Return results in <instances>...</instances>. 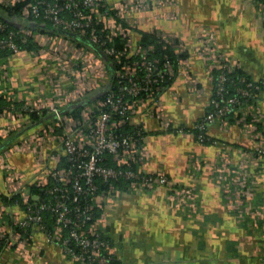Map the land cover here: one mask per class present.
I'll list each match as a JSON object with an SVG mask.
<instances>
[{"label":"crops","instance_id":"obj_1","mask_svg":"<svg viewBox=\"0 0 264 264\" xmlns=\"http://www.w3.org/2000/svg\"><path fill=\"white\" fill-rule=\"evenodd\" d=\"M137 17L136 40L140 33L156 29L175 35L190 54L185 60L188 69L177 68L168 87L129 119L144 131L143 159L136 169L145 174L162 171L174 188L154 186L140 192L121 188L103 200L98 215L104 214L103 228L113 244L116 264H264V232L253 221L255 208L264 209V156L257 163L249 157L255 148L253 135L235 120L224 129L210 125L208 146L192 133L178 131L191 129L204 115L215 89L197 51L203 35H214L221 52L241 63L256 81L264 80L263 2L165 0ZM32 38L37 50L0 62V97L11 105V110L0 112V243H4L0 264H80L36 224L27 235L2 238L12 224L9 213L25 217L24 205L40 197L36 189L51 183L47 169L60 167L64 155L62 132L50 128V119L35 121L29 111L43 115L54 103L67 108L82 101L78 117L66 115L73 123L83 122L90 116L89 106L112 83L107 62L94 51L59 34L36 32ZM257 104L264 114V90L259 91ZM217 163L231 168L244 165L248 172V201L240 195L232 201L243 209L242 218L211 178ZM182 187H193L194 205L174 204L173 189ZM14 195L21 202L10 204Z\"/></svg>","mask_w":264,"mask_h":264},{"label":"built area","instance_id":"obj_2","mask_svg":"<svg viewBox=\"0 0 264 264\" xmlns=\"http://www.w3.org/2000/svg\"><path fill=\"white\" fill-rule=\"evenodd\" d=\"M19 1L22 0H0V4L8 6ZM164 2L165 0H121L118 2L35 0L23 8L24 19L31 18L33 22L40 19L42 23H51V27L56 30L79 34L102 48V52L115 55L118 59L128 52L141 54L142 60L116 70V76L120 78L118 91L108 88L103 98L97 99L89 106L90 116L85 121L76 120L73 123L66 114L62 113L60 104L54 103L50 106L55 121L49 126L52 130L56 127L64 128L59 138L64 156L72 166L47 169L48 177L54 185L46 182L43 184L45 196H40L32 202L27 201L25 217L21 218L16 213H9L12 224L2 238L6 234L11 237L22 235L16 230V226L27 231L36 224L40 229L47 231L48 240L56 242L70 260L80 264H116L113 244L105 235L103 228L104 214L98 215L104 209L103 200L117 195L121 190L112 181L126 179L130 190L134 192L154 186L174 188L171 179L162 171L145 174L134 168V164L143 159L144 147L141 140H143L144 131L142 128L139 127L140 129L127 136L114 132L137 114L139 107L148 99L159 96L157 92L165 89L163 80L167 76H172L177 68L188 67L185 61L187 58H179L177 67L171 59H168L163 68L158 70V58L146 59L147 52L153 49V46L143 47L134 37L139 23L137 14ZM4 28L5 25L0 23V31ZM99 30L104 32V36ZM35 33L28 28L11 30L7 37L0 39V48H12L15 54L20 53L23 50L19 48L16 39L26 41L28 35L32 36ZM148 33L163 40V48L170 45L178 51L185 50L183 41L173 34L156 29ZM119 36L126 39L122 52L111 45L113 39ZM216 39L214 35H203L197 49L211 72L215 89L201 121L194 127L203 131L196 139L201 145L208 146L204 131L210 125L217 124L224 129L230 124L231 119L240 121L244 132L253 135L255 148L251 154L249 153V157L257 163L264 156V125L262 128L258 127V124L264 123V114L257 104L256 91L264 89V80L258 84L255 79L251 81L244 76L240 78L242 83L247 82L245 85L238 86L237 89L244 100L249 101L248 104L244 105L242 97L239 96H231L225 100L224 93L226 82L230 78L229 74L236 69L244 68L237 60L220 51ZM140 69H144L142 76L138 74ZM95 111L97 114L93 115ZM178 131L195 135L183 127ZM106 155H110L114 165L102 162ZM215 171L220 175L218 180L228 189L226 193L234 196L236 194L234 190L239 188L242 192L240 196L245 200L249 199V188L245 183L248 172L244 165L231 168L217 163ZM251 174L256 176L257 171ZM99 180L109 188L100 191ZM173 192L176 206L194 205L197 194L193 191V187L173 189ZM86 199H88L87 202ZM44 213H49L54 219L52 231H49L46 226ZM253 213H256L253 220L255 225L264 232V209L255 208ZM239 217L242 218L243 214L241 213ZM18 247L23 252L27 251L24 246L18 245Z\"/></svg>","mask_w":264,"mask_h":264},{"label":"trees","instance_id":"obj_3","mask_svg":"<svg viewBox=\"0 0 264 264\" xmlns=\"http://www.w3.org/2000/svg\"><path fill=\"white\" fill-rule=\"evenodd\" d=\"M258 1L264 2V0H258ZM31 2H35V0H22V1L16 2L13 5H8V6L0 4V23H3L5 25L4 30L0 31V39L7 37L11 30L17 31L20 28H28V29H31L33 32H46V33L59 34L62 36H66L69 39H71L72 41H74L77 45L84 46V47L94 51L95 53H97L100 57H102L107 62L109 69L111 71V76H112V83H111V86L109 88L113 89L115 91H118L119 86H120V78H118L116 76V70L122 68L124 65L133 63L135 61H141L142 60L141 54L136 55V54H131V53L127 52V53L123 54L120 57V59H118V58H116L115 55L106 54L105 52L100 53L102 48H99L95 43L88 42L84 37H82L79 34H72L70 36L67 34L60 33L58 30L52 29V27H51L52 25L49 22L45 23L47 25V27H45V28L39 27L40 23L43 22L42 20L38 19L36 22H33L31 18L24 19V17H23V11H22L23 8L28 3H31ZM35 23H38V24L35 25ZM135 31H137V29H135ZM100 33L102 34V36H104V32L100 31ZM140 34H141L140 37H138V43L139 44H141L143 47H147V46H151V45L153 46V49H150L147 52L146 59L153 60L154 58H158L159 59L158 70L163 68L165 61L168 59H171L172 62L174 63V65L177 67L179 58H188L189 57L190 53L186 50L185 51H178L176 48H173L170 45H167V48H163V43H164L163 40L156 37L155 35H152L148 32L140 33ZM16 40H17V44H18L19 48L22 49L23 51H34V50H37L39 48V45L37 44V42H35L33 40L32 36L28 35L26 41H20V39H16ZM177 41H178V39H177ZM125 43H126V39L123 38L122 36H119V37H115L113 39V41L111 42V45L114 46L118 51L122 52L125 48ZM14 54H15V52L13 51L12 48H0V62L6 61L7 59H9ZM102 54L104 55V57ZM138 74L142 76L144 74V69L138 70ZM216 74H218V71H216ZM229 76H230V78L226 82V91L224 93L225 100L231 96L242 97L241 93L238 91L237 87L240 85H245L247 81H243V83H242V81L240 79L241 77L244 76L248 80H251V81L254 80V77L251 74L247 73L246 71H244L242 69H236L234 72L230 73ZM164 80H163V85L165 86L164 88H166L169 85L170 76H167ZM262 81L263 80H259L258 84H260V82H262ZM163 90L164 89L158 91L157 95H160V93ZM260 90H262V89H260ZM260 90L256 91L257 96H258V93ZM104 95H105V93L100 95V97L98 99L103 98ZM242 99L244 101L243 102L244 105L249 103V101H245L243 97H242ZM252 101L255 102V100H252ZM81 103H82V101L77 102L73 105H70L67 108L61 107V111L63 114H68V115L78 117L80 115V112L83 109V105H84V103L83 104H81ZM19 105L21 107L22 104H20V103L16 104L17 107H19ZM20 109L23 110V107H21ZM7 110H11L10 101H8L5 97L2 96V97H0V112H4ZM29 112H30L32 119H34L35 121H37L39 123L45 122L48 119H50L49 122L54 123V121H55V117L53 115H51V112L47 108L43 110V115H40L36 110H30ZM94 114L96 115L97 111L93 112V115ZM201 118L195 123V125L199 121H201ZM233 120L234 119H231V121H233ZM195 125L191 129H188V130L192 131L195 134L194 136L196 138L198 135L202 134L203 131L199 130V129H195L194 128ZM139 127L142 128L141 126L131 125L128 121L125 125L118 127L116 130H114V132L118 135L127 136V135H132L134 132H136L138 129H140ZM208 128L205 129L204 136L206 137V143L209 144V143H212V139L207 134ZM56 129H57V132L63 133V131H64L63 127H56ZM143 135H144V132H143ZM102 162L104 164H107V165H114V162L112 161L110 155H106V157L102 160ZM137 165H138V163L134 164L135 169H136ZM68 166H72V164L69 163L67 157L63 155L61 158V161H60V167H68ZM98 182H99L100 191L107 190L109 188L108 185L102 184L100 180ZM112 182L117 184L120 187V189L121 188L130 189L129 183L126 179L120 178L118 180H113ZM53 183H56V182H53ZM50 185H52V181H51ZM36 191L40 194V196H45L44 190L42 188H37ZM15 200L21 202L20 196L19 195L12 196L9 200L10 204H12V202ZM87 200L88 199H86L85 201L87 202ZM26 205H24V206L27 207ZM44 219H45L46 226H47L48 230L52 231L53 230L52 227L54 225L53 217L49 213H44ZM15 228L19 233H21L23 235H27L29 232V230L24 231V229H22L18 226H16ZM3 246H4V243H0V251L2 250ZM115 260H114V262L116 263Z\"/></svg>","mask_w":264,"mask_h":264},{"label":"rangeland","instance_id":"obj_4","mask_svg":"<svg viewBox=\"0 0 264 264\" xmlns=\"http://www.w3.org/2000/svg\"><path fill=\"white\" fill-rule=\"evenodd\" d=\"M196 165H197V163H196ZM199 165V164H198ZM220 175L218 174V173H216V171H215V168L213 169L212 168V171H211V178L213 179V180H215L218 184H220L221 185V187H222V192H223V196L224 197H226V199H228V202L231 204L232 203V205H231V208H235V209H237L240 213L238 214V216H240V214H241V212L243 211V209H241V207L238 205V206H236L237 204L236 203H233L232 201H234L235 199V197H238L239 198V195L242 193L241 192V190L238 188L237 190H234V192L236 193L234 196H231V194L230 193H226V192H228V189L227 188H225V186H224V184H222L221 182H220V180H218V177H219ZM249 188V187H248ZM234 189V188H233ZM248 197H250V188H249V192H248ZM241 198H243V197H241ZM244 199V198H243ZM245 200V199H244ZM246 201H248V199L246 200ZM255 204V203H254ZM230 206V205H229ZM237 207V208H236ZM244 214V213H243Z\"/></svg>","mask_w":264,"mask_h":264},{"label":"water","instance_id":"obj_5","mask_svg":"<svg viewBox=\"0 0 264 264\" xmlns=\"http://www.w3.org/2000/svg\"><path fill=\"white\" fill-rule=\"evenodd\" d=\"M38 23H35V25H37ZM39 27H42V28H45V27H47V25L45 24V23H40V26ZM52 29H54V30H56L55 28H53L52 27ZM60 33H63V34H67V35H72L73 33H71V32H67V31H64V30H58ZM88 42H90V41H88ZM100 53H102V51L100 52ZM103 55V54H102ZM103 57H104V55H103Z\"/></svg>","mask_w":264,"mask_h":264}]
</instances>
